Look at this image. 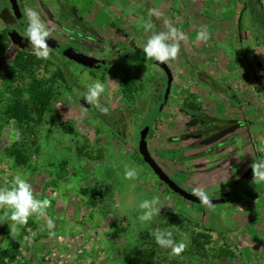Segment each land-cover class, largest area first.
<instances>
[{
    "label": "rangeland",
    "instance_id": "374dc122",
    "mask_svg": "<svg viewBox=\"0 0 264 264\" xmlns=\"http://www.w3.org/2000/svg\"><path fill=\"white\" fill-rule=\"evenodd\" d=\"M20 2L44 35L100 65L84 69L6 25L4 10L14 17L0 0V264L142 263L143 252L152 264H264V177L248 182L264 158V0ZM19 51L41 62L10 84ZM157 57L173 74L166 101ZM125 67L129 91L114 75ZM33 79L51 88L49 109L18 122L5 109L29 103L15 95ZM189 105L207 115L203 125ZM145 127L150 154L178 185L226 201L194 204L168 190L139 154Z\"/></svg>",
    "mask_w": 264,
    "mask_h": 264
},
{
    "label": "trees",
    "instance_id": "16d2710c",
    "mask_svg": "<svg viewBox=\"0 0 264 264\" xmlns=\"http://www.w3.org/2000/svg\"><path fill=\"white\" fill-rule=\"evenodd\" d=\"M254 1L255 0H249L248 3H250V8L254 7ZM5 13L2 15V19H4V22L6 25L11 26L14 21L10 13H8L6 10H4ZM259 15V14H258ZM257 16V15H256ZM263 17V16H261ZM262 27V26H261ZM263 28V27H262ZM8 29H3L0 31V53H3L7 46V40H8ZM35 62L39 64L41 62V57L37 54H33L27 51H19L17 52L13 57V63L10 70L6 73V76L10 82V84L14 80V74L17 73L20 68L25 69V66L27 65V62ZM2 59L0 58V65L2 64ZM143 64V63H138ZM137 64V65H138ZM137 67V66H136ZM128 74V67H125L123 69V73L120 74L121 76H118V73H115V77L117 78L119 84L123 87L124 91H129L132 86V81H130L125 74ZM59 76L61 77V74L59 73ZM201 75H198L199 80H204V83L210 87H216L217 83L213 79H209L207 81L206 79L201 78ZM27 93L29 98V103L22 102L21 100L15 99L11 101L6 109L5 113L12 119H15L18 122L22 121H38L41 119L42 115L46 110L49 109L50 100L52 98V90L49 86H45L44 80L42 79H33L31 83L23 90H17L15 95L16 97L22 96L23 93ZM32 113L34 115H32ZM150 132V130H149ZM15 159L18 163L25 162L26 159L21 157L19 153H15ZM264 177V175H263ZM261 179V178H260ZM259 180V179H257ZM256 181V180H255ZM168 189V188H167ZM169 190V189H168ZM202 237L204 239L208 238L205 234H199V236H194L192 238V241L194 243L199 242V238ZM5 253V251H4ZM3 250H0V259L2 257ZM142 257V263H136L134 261H130L129 264H152L153 255L152 253L143 252L140 253Z\"/></svg>",
    "mask_w": 264,
    "mask_h": 264
},
{
    "label": "water",
    "instance_id": "95a60500",
    "mask_svg": "<svg viewBox=\"0 0 264 264\" xmlns=\"http://www.w3.org/2000/svg\"><path fill=\"white\" fill-rule=\"evenodd\" d=\"M11 14L13 15L15 22L22 27L30 37L35 38L38 40L42 45L46 46L50 50L56 52L57 54L77 63L80 66L89 68V69H95L98 67L99 62L94 57L88 56L80 51L75 50L74 48L70 47L69 45L63 44L57 39L53 37H49L47 35H44L41 31H39L33 24L31 23V20L27 17L24 9L22 8V4L20 0H8ZM16 33V32H15ZM21 38V36L19 35ZM154 63L159 66L165 76H166V93L164 96V99H167L170 85L172 82V72L168 64L163 61L161 58H155ZM80 103L84 107H89L87 98H82ZM149 131L148 127L143 128L140 131V142L138 146L139 154L146 163L154 175L158 178V180L164 184L171 192L179 195L186 201H189L194 204H216L225 202V198H219V199H207L203 198L201 196L196 195L195 193H192L190 191H187L186 189L182 188L180 185H178L165 171L164 169L155 161V159L150 154L147 143H146V135Z\"/></svg>",
    "mask_w": 264,
    "mask_h": 264
},
{
    "label": "flooded vegetation",
    "instance_id": "af4514ba",
    "mask_svg": "<svg viewBox=\"0 0 264 264\" xmlns=\"http://www.w3.org/2000/svg\"><path fill=\"white\" fill-rule=\"evenodd\" d=\"M31 23L33 24V26H35L36 28H37V25L35 24V22H33V21H31ZM20 29V28H19ZM21 30V29H20ZM22 31V30H21ZM25 30H23V32H24ZM25 33V32H24ZM56 39V38H55ZM62 43V42H61ZM74 47H72V48H74L75 50H77V51H80V52H82V53H84V54H86V55H88V56H91V55H89L87 52H85L83 49H80V48H78V47H76L75 45H73ZM71 47V46H70ZM91 57H93V56H91ZM95 58V57H94ZM95 59H97V61L99 62V59L98 58H95ZM71 61V60H70ZM164 61V60H163ZM77 64V63H76ZM100 65V64H99ZM99 65H98V67L97 68H95V69H89V68H86V67H84V69H87V70H92V71H94V70H97L98 68H99ZM169 66V65H168ZM82 68H83V66H81ZM158 68L160 69V71H161V73H163V77L165 78L164 80H165V83L163 82L164 80H163V77L161 76L160 77V79L162 80V86L165 84V86H166V76H165V74H164V72H163V70L158 66ZM200 73L198 72L197 73V77H198V75H199ZM172 81H173V78H172ZM199 81V83H203L204 82V80H198ZM172 83V82H171ZM227 92H228V88H225V96H226V94H227ZM82 98H86L84 95L83 96H81L80 98H79V103H80V101H81V99ZM88 100V99H87ZM166 101V100H165ZM165 101H163V102H161V107L163 108L164 107V102ZM81 104V103H80ZM88 104H89V107H87V108H90V106H91V103L89 102V100H88ZM82 105V104H81ZM83 106V105H82ZM188 108L189 109H191V113H192V116L194 117L193 119H194V122L198 125V124H204V122L207 120V118L205 117V116H207V115H204V114H200L199 112L197 113V111H194L195 109H193V107L191 106V105H189V106H187V108L185 107L184 109H185V111L187 112L188 111ZM190 111V110H189ZM205 117L206 118V120H204L203 119V121H200L199 120V118L200 117ZM212 119V118H211ZM213 120V119H212ZM227 119H224L223 120V126L225 125V124H227ZM210 127V126H209ZM213 128L216 130L217 128H221V127H218V125H215V126H213ZM222 129V128H221ZM224 130V129H223ZM256 164H257V169H256V172H257V177H255L252 181H248V182H253V181H255V180H257V179H260V178H263V175H264V172L262 171V168H263V166H264V158L262 159V162H256ZM255 164V165H256ZM164 185V184H163ZM165 186V185H164ZM166 187V186H165ZM239 187V186H238ZM238 187H236V188H234V189H237ZM167 188V187H166ZM232 191V190H231ZM173 193V192H172ZM228 193H229V191H228ZM175 194V193H174ZM224 194H227V193H224Z\"/></svg>",
    "mask_w": 264,
    "mask_h": 264
},
{
    "label": "crops",
    "instance_id": "0c3cea01",
    "mask_svg": "<svg viewBox=\"0 0 264 264\" xmlns=\"http://www.w3.org/2000/svg\"><path fill=\"white\" fill-rule=\"evenodd\" d=\"M172 75H173V74H172ZM203 84H206V83L203 82Z\"/></svg>",
    "mask_w": 264,
    "mask_h": 264
}]
</instances>
